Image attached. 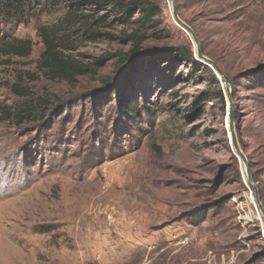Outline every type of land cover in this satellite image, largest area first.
<instances>
[{
  "label": "rangeland",
  "instance_id": "1",
  "mask_svg": "<svg viewBox=\"0 0 264 264\" xmlns=\"http://www.w3.org/2000/svg\"><path fill=\"white\" fill-rule=\"evenodd\" d=\"M12 1L22 5L0 11V42L33 48L0 52V264H264V215L232 136L264 209V0H174L229 78L231 106L171 0H139L147 19L134 11L110 36L67 29L66 54L91 68L74 84L46 77L39 29L108 10ZM38 98L53 102L45 118L5 120L3 108Z\"/></svg>",
  "mask_w": 264,
  "mask_h": 264
},
{
  "label": "trees",
  "instance_id": "2",
  "mask_svg": "<svg viewBox=\"0 0 264 264\" xmlns=\"http://www.w3.org/2000/svg\"><path fill=\"white\" fill-rule=\"evenodd\" d=\"M67 5L81 4L84 6H92L93 3H98L101 7L108 10L107 15H95V14H83L70 12L68 16L61 23V26L48 27L42 26L39 29V35L42 38L45 51L42 55L40 67L46 74V77L50 81H62L69 84H74L77 79L82 76H86L90 73L91 68L66 54L68 47L63 46L61 38H67L70 41L72 37H68L66 30L75 25H80L84 32V36L88 39H92L95 35L102 36L103 34L110 36V34L104 33L105 29L114 28L116 26L129 24L134 16V11L141 12L145 21L148 17L147 8L139 0H63ZM22 4L12 0H0V11L13 10L19 13ZM18 7V8H17ZM113 16V17H112ZM143 19V18H142ZM96 22V24H94ZM83 23V24H81ZM69 31V30H68ZM79 35V34H77ZM134 41V46L138 48L144 41V37L137 36L136 34L129 37ZM33 48V42L31 40L12 38L9 40H3L0 42V52L3 56H13L20 58H27L30 56ZM183 56V54H182ZM186 60H188L186 58ZM203 69L208 72L212 78L211 82L218 88L217 95L222 103L225 102L224 92L220 88L219 80L216 78L215 73L208 66L202 65ZM21 83L17 87L13 88V91L22 97L30 98L31 92L20 87ZM47 105L52 107L53 102L47 99L38 98L34 102L21 107H14L12 111L3 108L1 111L5 114V120L10 118H17L21 123L26 120L36 119L37 114L45 118L47 111H41L43 108H47ZM137 104L135 102H125L123 105L125 110L133 113L138 111ZM1 109V108H0Z\"/></svg>",
  "mask_w": 264,
  "mask_h": 264
},
{
  "label": "water",
  "instance_id": "3",
  "mask_svg": "<svg viewBox=\"0 0 264 264\" xmlns=\"http://www.w3.org/2000/svg\"><path fill=\"white\" fill-rule=\"evenodd\" d=\"M173 2V17H174V20L176 21V23L187 33L191 36L192 40H193V43L196 47V54L198 56L199 59L203 60L204 64L206 66H208L209 68H211L217 79L222 83L223 85V89L225 90V93H226V99L227 101L230 103V106L232 105V98H231V89H230V80L229 78L226 76V74L224 73V71L211 59L207 58L203 52L201 51V48H200V42H199V39L197 38L196 34L194 33V31L185 23L183 22L179 16H178V13H177V10H176V7H175V3H174V0H171ZM231 112H230V117H231ZM233 136V142H234V145H235V148L237 150V154L239 156V158L242 160L245 168H246V173H247V177H248V181L249 183L254 187V191H255V199L260 207V210L262 211L263 215H264V209L260 203V199H259V196H258V189L252 179V176H251V173H250V167H249V164H248V159L246 157V155L244 154V152L239 148V146L237 145V143L235 142L234 140V134H232Z\"/></svg>",
  "mask_w": 264,
  "mask_h": 264
}]
</instances>
